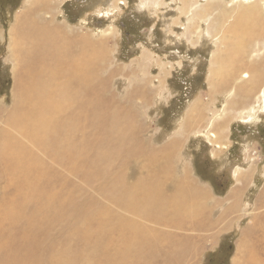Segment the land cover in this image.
<instances>
[{
    "label": "rangeland",
    "instance_id": "374dc122",
    "mask_svg": "<svg viewBox=\"0 0 264 264\" xmlns=\"http://www.w3.org/2000/svg\"><path fill=\"white\" fill-rule=\"evenodd\" d=\"M30 23L78 57L25 128ZM0 65V264H264V0H0Z\"/></svg>",
    "mask_w": 264,
    "mask_h": 264
},
{
    "label": "bare ground",
    "instance_id": "6f19581e",
    "mask_svg": "<svg viewBox=\"0 0 264 264\" xmlns=\"http://www.w3.org/2000/svg\"><path fill=\"white\" fill-rule=\"evenodd\" d=\"M256 11V10H255ZM257 12V11H256ZM245 15H251L252 19L250 20L251 21V25H252V29H255L258 27V23H256V21L259 19L261 20L262 17L259 15V12L255 13L256 16H258L256 18V16L254 17L253 13L254 11H249L248 12H244ZM260 16V17H259ZM259 18V19H258ZM25 19V22L28 23V19L27 18H24ZM20 22H21V18H20ZM24 22V23H25ZM23 23V21L21 22ZM235 23V22H234ZM240 23V22H239ZM242 23V22H241ZM26 24V23H25ZM246 24V23H245ZM22 25V24H21ZM17 26L13 29V32H12V36L14 38L13 39V43L15 44V54L16 55H19V56H22L23 53H26V55H28L29 57L31 56V61L29 62H26V68H25V71L28 70L29 71V77L34 79L32 80L31 82V85L30 87L25 91H22L21 94V98L17 100V110H16V122L21 124L23 121L21 119H23V115H24V111H28V112H33V114L35 112H38L40 111V107H42L43 105H46V109H41L42 111V115H44V112H54V113H58L57 111H55V107H52L50 106L53 102H57L56 100L52 101L53 99V96L51 95V92H50V88L52 87L53 84H55L57 78L59 79L58 77V72H59V65L63 67V69L67 72V66L68 64L72 66V70H69L70 73H77L75 72V69H76V64H77V57L78 56H75V59L73 58L72 62H71V59H68L70 60L68 63L65 64V57L66 55L71 56L70 54V48H71V42H68V40L65 38V36H58L57 35V32L55 29L51 30L50 32H41L40 30H36L34 29V26L32 23H30L28 26ZM235 25H238L237 23H235ZM31 26V27H30ZM239 26V25H238ZM246 26V25H245ZM244 27V26H243ZM48 30V29H47ZM30 31L34 34L35 36V39L32 40V41H35L37 42V44H34L33 42L31 43V47H35V48H31L29 50H26L23 48V50L21 51L19 48L21 47H25L24 46V41H26L27 37L28 36H31L30 34ZM246 31V30H245ZM253 32V31H252ZM240 33V32H239ZM38 34V35H37ZM38 39V41L36 40ZM45 42L44 46H43V43L42 42ZM242 43V42H241ZM237 46V45H236ZM241 46V44H240ZM229 48V47H228ZM39 50V51H36V50ZM25 51V52H24ZM242 52V51H241ZM233 53V52H232ZM92 56V54H91ZM89 58V61H88V64L90 62H92V58ZM34 58V60H33ZM54 58V62L55 64L58 63V65L55 67V68H52L51 65H49L47 62L50 60V59ZM23 61V60H22ZM229 61V60H228ZM227 61V62H228ZM63 63L65 65H63ZM54 64V63H53ZM93 64V63H92ZM82 65V64H81ZM226 65V64H225ZM46 66H49V67H46ZM70 67V66H68ZM66 68V69H65ZM87 68V67H86ZM43 69V70H42ZM24 70V69H23ZM37 71V72H35ZM44 71H47L48 73H44ZM223 71V70H222ZM226 72V71H225ZM24 73V72H23ZM68 73V72H67ZM69 73V75H70ZM80 73V72H79ZM22 74V73H21ZM26 74H27V71H26ZM63 75V73H62ZM77 76V75H76ZM70 76H68V79H69ZM74 77V76H73ZM83 77V75H82ZM85 77V76H84ZM221 77V76H220ZM62 78V77H61ZM78 78V77H77ZM222 78V77H221ZM27 76H24L22 77L21 79L19 78V82L21 80H27ZM72 80V78H71ZM87 80V78H86ZM63 81V79H62ZM23 82V81H22ZM27 82V81H25ZM81 82V81H80ZM79 82V83H80ZM30 83V82H29ZM72 83V82H71ZM76 83V82H75ZM78 83V84H79ZM88 83V82H87ZM85 84V83H84ZM19 85V84H18ZM23 85V84H22ZM66 85V84H65ZM77 85V84H76ZM81 85V84H79ZM25 86V85H24ZM28 85H26L27 87ZM68 86V85H67ZM70 86V85H69ZM73 86V85H71ZM74 87V86H73ZM77 88V87H76ZM78 88H83V87H79ZM77 88V90H78ZM23 89V88H22ZM60 89V88H59ZM62 90V88H61ZM21 91V90H20ZM59 98H61L62 96L64 98H69V94L67 96V94L65 92H62V91H58L55 92ZM71 95V94H70ZM60 103V102H59ZM54 106H58V105H54ZM22 107V108H21ZM29 107V108H27ZM59 107V106H58ZM64 107V106H63ZM61 111V110H60ZM59 111V112H60ZM32 114V115H33ZM38 114V113H37ZM35 115V114H34ZM55 116V115H54ZM15 118V117H13ZM39 118V116H38ZM18 119L21 120V123L18 121ZM45 120V122L43 123V120ZM54 121V119L52 120ZM52 121H49L48 119V115H45L42 117L41 121H37L35 122V125H34V128L37 129L40 133H47L50 125L49 124H53ZM24 123V122H23ZM22 123V124H23ZM59 123V122H58ZM25 125V124H23ZM28 125H25V128L27 127ZM33 126V125H32ZM53 126V125H51ZM56 126V125H55ZM53 126V128L55 127ZM57 127V126H56ZM52 128V129H53ZM24 130V129H23ZM22 130V131H23ZM32 130H33V127H32ZM35 131V130H34ZM25 133V132H24ZM14 135V133H13ZM12 136V135H11ZM29 136V135H28ZM30 136H33V135H30ZM47 135H45V138ZM59 143V142H58ZM10 144L7 142L6 143V146L8 147ZM19 148V147H18ZM18 148L16 150H18ZM59 148V147H58ZM76 148V147H75ZM7 149V148H6ZM56 149V148H55ZM12 150V149H11ZM15 150V152H16ZM3 151V150H2ZM8 151V150H7ZM6 151V152H7ZM13 151V150H12ZM10 151V152H12ZM20 151V149H19ZM57 151V150H56ZM67 151V150H66ZM58 152V151H57ZM22 154H20V156H22L23 158V151L21 152ZM3 154V153H2ZM18 154V155H19ZM6 155V154H5ZM58 155V154H57ZM16 156V155H15ZM19 156V157H20ZM12 158H14L12 156ZM14 159H17V158H14ZM20 159H18L19 161ZM24 160V159H23ZM29 161V160H28ZM15 162V161H14ZM22 162V161H21ZM16 164H17V161H16ZM28 164V163H27ZM22 165V164H21ZM21 165H18L19 169H20V166ZM23 167V166H22ZM21 167V168H22ZM54 193V192H53ZM148 199V198H147ZM147 201V200H146ZM49 209V208H48ZM139 209V208H138ZM21 213V212H20ZM39 213V212H38ZM141 214V213H140ZM143 214V213H142ZM23 215V214H22ZM21 215V216H22ZM41 215V214H40ZM20 216V217H21ZM39 216V215H38ZM37 219V217H36ZM88 219V218H86ZM34 221V220H33ZM134 229V228H133ZM131 229V230H133ZM146 236V235H145ZM135 240V239H134ZM133 240V241H134ZM136 241V240H135ZM144 246V245H142ZM145 249V248H144ZM127 250V249H126ZM129 250V249H128ZM131 251V250H130ZM140 251V250H139ZM133 252V251H132ZM128 253V252H127ZM130 255V254H129ZM124 257V256H123ZM132 257V256H130ZM133 258V257H132ZM132 260V259H131ZM122 263V262H121Z\"/></svg>",
    "mask_w": 264,
    "mask_h": 264
},
{
    "label": "trees",
    "instance_id": "16d2710c",
    "mask_svg": "<svg viewBox=\"0 0 264 264\" xmlns=\"http://www.w3.org/2000/svg\"><path fill=\"white\" fill-rule=\"evenodd\" d=\"M5 23L6 22L3 23V26L5 25ZM0 69H1V65H0ZM3 73H4V69H3ZM8 90H9V85L7 84L5 86V83L0 80V97L3 96V95H5L8 92ZM217 181H219V180H215V182H217ZM216 186H217V188H219L217 183H216Z\"/></svg>",
    "mask_w": 264,
    "mask_h": 264
}]
</instances>
